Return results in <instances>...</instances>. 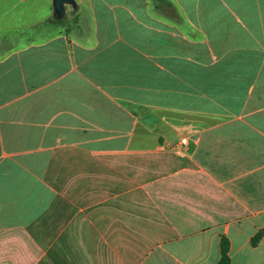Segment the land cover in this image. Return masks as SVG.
<instances>
[{"label": "crops", "instance_id": "obj_1", "mask_svg": "<svg viewBox=\"0 0 264 264\" xmlns=\"http://www.w3.org/2000/svg\"><path fill=\"white\" fill-rule=\"evenodd\" d=\"M76 2L0 30V264H264V0Z\"/></svg>", "mask_w": 264, "mask_h": 264}, {"label": "rangeland", "instance_id": "obj_2", "mask_svg": "<svg viewBox=\"0 0 264 264\" xmlns=\"http://www.w3.org/2000/svg\"><path fill=\"white\" fill-rule=\"evenodd\" d=\"M50 0H0V30L5 31L17 27H26L43 19L44 12L49 13ZM78 9L72 13L67 10L62 27L71 28L78 22ZM52 19V12L49 20Z\"/></svg>", "mask_w": 264, "mask_h": 264}, {"label": "water", "instance_id": "obj_3", "mask_svg": "<svg viewBox=\"0 0 264 264\" xmlns=\"http://www.w3.org/2000/svg\"><path fill=\"white\" fill-rule=\"evenodd\" d=\"M50 4L54 21L63 20L69 8L73 11L77 10L76 0H50Z\"/></svg>", "mask_w": 264, "mask_h": 264}, {"label": "trees", "instance_id": "obj_4", "mask_svg": "<svg viewBox=\"0 0 264 264\" xmlns=\"http://www.w3.org/2000/svg\"><path fill=\"white\" fill-rule=\"evenodd\" d=\"M72 13L75 12L73 10H71ZM49 23L51 24H55V25H59V26H63L64 24V20H60V21H54L53 19L49 20ZM261 237V233H257L251 240V243L253 245H255L258 240ZM219 247H220V257H219V261L218 264H231V261L229 259L228 256V251H229V243L227 241L226 238L222 237L219 243Z\"/></svg>", "mask_w": 264, "mask_h": 264}, {"label": "built area", "instance_id": "obj_5", "mask_svg": "<svg viewBox=\"0 0 264 264\" xmlns=\"http://www.w3.org/2000/svg\"><path fill=\"white\" fill-rule=\"evenodd\" d=\"M181 143L185 144V140H182Z\"/></svg>", "mask_w": 264, "mask_h": 264}]
</instances>
